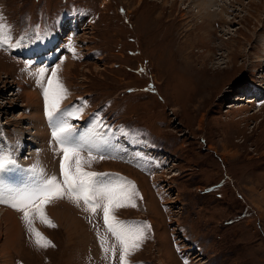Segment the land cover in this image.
<instances>
[{
	"label": "rangeland",
	"instance_id": "374dc122",
	"mask_svg": "<svg viewBox=\"0 0 264 264\" xmlns=\"http://www.w3.org/2000/svg\"><path fill=\"white\" fill-rule=\"evenodd\" d=\"M224 1L209 18L202 1L0 0L13 43L26 37L0 47V155L16 161L0 187L30 184L34 165L62 180L42 92L59 64L60 109H82L71 123L89 137L82 166L134 182L113 214L150 225L130 264H264V0ZM87 207L47 204L55 228L34 215L55 245L41 248L0 203V264H120L102 210Z\"/></svg>",
	"mask_w": 264,
	"mask_h": 264
},
{
	"label": "snow or ice",
	"instance_id": "6c2138e0",
	"mask_svg": "<svg viewBox=\"0 0 264 264\" xmlns=\"http://www.w3.org/2000/svg\"><path fill=\"white\" fill-rule=\"evenodd\" d=\"M12 31V26L4 22V17L0 15V47L5 45L9 48L23 46L26 37H21L19 41L13 43ZM69 48L75 52L71 45ZM58 68L59 64L53 67L46 86H43V78L47 75L48 69L41 68L37 75L43 86L42 92L48 117L51 119L58 116L61 119V122L53 128L52 136L63 153L60 166L62 180L55 175L45 178L43 170L37 169L34 165L29 171L35 173L36 176L30 184L14 189L0 187V203L8 204L16 211L21 212L35 244L38 247L47 248L55 245L34 226L32 217L38 216L41 223L50 228H55L57 225L45 211L46 205L54 200L63 199L65 196L73 198L77 204L83 199L84 203L88 205L86 211L95 214L98 209L102 210L104 224L108 232L120 245V264H130L128 257L141 248L146 239L145 229L150 228V225L146 222L121 221L113 212L114 208L124 207L125 201L131 202L136 195L135 184L123 177L112 180L106 179L113 174L85 171L82 165L89 161H83L80 153L86 150L87 140L71 123L73 119H78L77 113L81 112L82 109L77 108L75 111L71 108L60 109V103L65 98L67 89L59 82ZM89 158L91 159V151H89ZM15 164L16 161L11 155H0V173L5 172ZM101 239L103 247L107 240L106 238ZM104 251H111L113 258H115V245L111 249L104 248Z\"/></svg>",
	"mask_w": 264,
	"mask_h": 264
},
{
	"label": "bare ground",
	"instance_id": "6f19581e",
	"mask_svg": "<svg viewBox=\"0 0 264 264\" xmlns=\"http://www.w3.org/2000/svg\"><path fill=\"white\" fill-rule=\"evenodd\" d=\"M164 1V0H163ZM185 1H187V0H181V3L182 4H185ZM188 1H194L195 3L196 2H198V3H200V1H202V4H200V8H199V10L201 11V13H203L204 12V14H206L205 16L207 17H216V16H218V14H216V13H214V14H211L210 13V8H212V9H214V7H218V6H220V4H222L221 2H223L224 4L226 3L227 4V2H225L224 0H206V1H203V0H188ZM193 3V2H192ZM254 3H256V2H254ZM253 2L251 3V4H254ZM173 4V3H172ZM160 5H161V3H160ZM163 5H165V4H163ZM167 5V4H166ZM198 5V4H197ZM209 5V6H208ZM175 6V5H174ZM158 8V7H157ZM219 8V7H218ZM219 10V9H218ZM217 10V11H218ZM162 11V10H161ZM166 12V11H165ZM163 14V13H162ZM221 15H223V13L221 14ZM160 16V15H159ZM221 19H222V22H224V23H226L227 22V20L225 19V18H223V16L222 17H220ZM158 20H159V18H158ZM158 20H156V22L158 21ZM160 22V21H159ZM161 22H162V20H161ZM160 22V23H161ZM158 23V22H157ZM159 24V23H158ZM227 24V23H226ZM159 31V30H158ZM187 43V42H186ZM264 45V44H263ZM242 54V53H241ZM226 63L227 62H224V61H222L221 63H220V69H224V68H227L228 66H225V67H221V65H223V64H225L226 65ZM216 69H218V68H216ZM185 80V79H184ZM184 80H182V81H184ZM29 96H30V99H28L29 101H30V103L31 102H34V99H33V97L35 96V95H30V93H29ZM193 96V95H192ZM29 98V97H28ZM193 98V97H192ZM191 98V99H192ZM31 120H34V118L33 117H31V119L30 118H28L26 121L27 122H31ZM47 122V123H46ZM61 122V120L60 119H58V118H56V119H51V120H49V118L48 119H46L45 120V124H46V127L47 128H50L51 129V131H50V133H51V135H52V131H53V128L57 125V124H59ZM39 127V126H38ZM40 129H41V126L39 127ZM31 128H28L27 130L29 131ZM49 131V130H48ZM42 132V131H41ZM40 132V133H41ZM47 135V134H46ZM40 136H42V135H40ZM38 137H39V135H38ZM91 139L92 138H94L93 136H91L90 137ZM89 139V137L87 138V140ZM26 141V140H25ZM3 144V143H2ZM44 146H45V144H44ZM2 148V147H1ZM6 149H7V147H6ZM59 149V148H58ZM115 149V148H114ZM48 153V152H47ZM48 156V155H47ZM9 169V168H8ZM22 172V171H21ZM1 214V213H0ZM2 215V214H1ZM3 215H5V213H3ZM57 216H59V214H57ZM1 217V216H0ZM3 217V216H2ZM1 217V218H2ZM63 218H64V216H63ZM3 220V219H2ZM0 222H1V219H0ZM13 226H14V223H13ZM12 242H16V237L13 235V237H12ZM13 243V244H14Z\"/></svg>",
	"mask_w": 264,
	"mask_h": 264
},
{
	"label": "trees",
	"instance_id": "16d2710c",
	"mask_svg": "<svg viewBox=\"0 0 264 264\" xmlns=\"http://www.w3.org/2000/svg\"><path fill=\"white\" fill-rule=\"evenodd\" d=\"M208 194V193H207Z\"/></svg>",
	"mask_w": 264,
	"mask_h": 264
}]
</instances>
